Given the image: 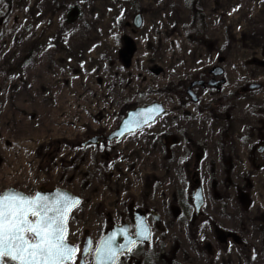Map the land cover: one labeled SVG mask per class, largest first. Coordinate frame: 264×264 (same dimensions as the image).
I'll return each instance as SVG.
<instances>
[{"label": "rangeland", "instance_id": "obj_1", "mask_svg": "<svg viewBox=\"0 0 264 264\" xmlns=\"http://www.w3.org/2000/svg\"><path fill=\"white\" fill-rule=\"evenodd\" d=\"M215 66L226 83L195 87L193 103L188 87ZM250 83L264 84V0H2L0 192L79 196L67 238L78 259L91 238L86 264L102 224L119 223L134 202L161 220L142 264H264V184L256 180L251 202L242 184L250 108L264 103ZM154 102L167 114L106 140L135 105Z\"/></svg>", "mask_w": 264, "mask_h": 264}, {"label": "snow or ice", "instance_id": "obj_2", "mask_svg": "<svg viewBox=\"0 0 264 264\" xmlns=\"http://www.w3.org/2000/svg\"><path fill=\"white\" fill-rule=\"evenodd\" d=\"M79 203L66 193L50 199L0 192V264H77L81 249L68 241L67 223ZM114 242V235L102 241L97 264L115 259Z\"/></svg>", "mask_w": 264, "mask_h": 264}, {"label": "water", "instance_id": "obj_3", "mask_svg": "<svg viewBox=\"0 0 264 264\" xmlns=\"http://www.w3.org/2000/svg\"><path fill=\"white\" fill-rule=\"evenodd\" d=\"M134 26L136 28H140L142 26L141 14H138L135 17ZM210 73L213 75V78L211 80H209L207 83H205L202 80H196V81L192 82L190 84V86L188 87L187 95L189 96V98L191 99V101L193 103L198 102V97L195 94V92L193 91V89L195 87H200L202 89L205 88L206 86L219 88V86L224 83V79L220 80V81L217 80L218 77H222V75L224 74V70L221 67H219V66L213 67L210 70ZM167 112L168 111L166 110L164 104L159 103V102H154V103H151V104L146 105V106H140V107H137L135 109H132L126 114L125 118L122 120V122L120 123L118 128L116 130L112 131L106 137V140L110 141V142L116 141V140L120 141L128 135L139 132V131L145 129L146 127L154 124L160 117L166 115ZM97 141H98V138H94L87 143H93L94 144ZM87 143H85L83 145L86 146ZM13 189L19 193L24 194L23 192L18 191L15 188H11L8 190H13ZM65 193L76 198V199H78L81 203V198L79 196H76L73 193H71L70 191L64 190V189H55L51 194H48V193H39V194L42 196H47L50 199H54L58 194H65ZM24 195H26V194H24ZM26 196H28V195H26ZM194 200H195L196 211H199L201 206H202V203H203L202 192H201L200 187H198L197 192L194 195ZM80 203L76 207H78L80 205ZM76 207H74L72 209V211ZM72 211H71V213H72ZM140 214H141L140 211H138V213H137V232H136L135 236H131L129 234L127 226H115L110 232H108L106 235H104L102 237L97 248L101 246L102 241H107V239L110 236L114 235L115 236V242L113 244V247L118 249L115 259L113 261L107 262V264H116L121 255L128 253L138 243H149L151 241L150 229H149L148 225L146 224L145 218L141 217ZM67 226H68V223H67ZM145 237H147V238H145ZM121 245L123 247H119ZM91 248H92V241L90 238H87L85 245L83 247V250H82L83 261L81 264H83L85 257L88 255V253H90ZM94 263L97 264L96 251L94 254Z\"/></svg>", "mask_w": 264, "mask_h": 264}, {"label": "flooded vegetation", "instance_id": "obj_4", "mask_svg": "<svg viewBox=\"0 0 264 264\" xmlns=\"http://www.w3.org/2000/svg\"><path fill=\"white\" fill-rule=\"evenodd\" d=\"M210 70H209V76H211V78L209 80H211L213 78V75L210 73ZM223 75H225V70H224ZM223 75H222V77H220L221 78L220 80H223L222 79V78H224ZM205 77H206V74H205ZM220 80H218V81H220ZM203 81L205 83L208 82L205 80H203ZM225 83H226V80L224 79V83L221 84L219 86V88L206 86L205 88H203V89L201 88V89L205 90L208 88V89H215V90L220 91L222 86ZM248 90H250V94H251V91H254V90L262 91V90H264V84L250 83ZM232 95H234V94H231L230 96H232ZM226 99L227 98H225L224 100H226ZM262 101H264V100H262ZM255 116L260 118L262 122L258 123V124H250V121H251L250 117L255 120ZM226 121L228 122L227 124H229V125L231 124L234 126V124H235V123H232L233 121H232L231 115L226 118ZM227 131L231 132V130H229V129ZM231 134H232V132H231ZM230 135H229V137H230ZM246 139H247L246 140V142H247L246 148H250V154L248 155V158L250 157V159H247V162L250 163V174L247 173L246 176H242V184L250 183V202H251V198H252V195H253V192L255 189L256 180L260 184H264V103L262 104V106L257 108L256 113L254 112L253 109L250 108ZM233 142H235V141H232L230 143L231 147H233ZM224 146H226V145L224 144ZM227 159H228L227 157H224V159L222 161L226 164ZM249 177H250V182H249ZM198 187L201 188V192H202L203 203H202V206L200 208V210H201L204 207L205 200L203 198L202 187L201 186H198ZM198 187H197V189H198ZM243 188L244 187H242L241 190H243ZM52 192L53 191H37L34 194H28V193H25V194L28 196H34V195L39 194V193L51 194ZM196 192H197V190H196ZM194 195L192 196V200H193V205H194L195 211H196ZM81 202H82V200H81ZM200 210L196 211V213L198 214L200 212ZM138 211H140L141 217L145 218L146 224L148 225L150 232H151V241H152V226L157 227L158 224H161V220L158 217L157 213L153 210L152 207L148 208V207H145L142 205L138 206L136 204V202L132 203L130 207L126 208V210L123 213L122 220H120L119 223H112L111 222V223L106 224L105 226H104V224H102L101 228L106 227L104 235H106L108 232H110L115 226H127L129 234L131 236H135L136 232H137V213H138ZM188 211H189V213L186 215L187 218H189L190 213H191V210L189 208H188ZM187 218H185V220ZM68 223H69V221H68ZM67 228H68V226H67ZM102 237L100 238V240L102 239ZM87 238H90V237H87ZM87 238H86V240H87ZM100 240H99V242H100ZM151 241L149 243H138L128 253L121 255L116 264H124L125 262H127V264H142L147 257L145 251L142 252V250L145 249V247H147L151 243ZM88 254H90V253H88ZM137 255L140 257L139 259L135 258ZM87 256L85 257L83 264H86ZM82 261H83V259H82V254H81V257L79 259H77V264H81ZM93 261H94V255H93Z\"/></svg>", "mask_w": 264, "mask_h": 264}, {"label": "trees", "instance_id": "obj_5", "mask_svg": "<svg viewBox=\"0 0 264 264\" xmlns=\"http://www.w3.org/2000/svg\"><path fill=\"white\" fill-rule=\"evenodd\" d=\"M0 1H2V0H0ZM197 16H198V14H196ZM196 17V16H195ZM198 18V20L199 21H201L202 19H203V17H197ZM202 76V75H201ZM200 76V77H201ZM205 78V77H204ZM201 79H203V76H202V78ZM200 78H198V80H201ZM138 106L137 105H135L134 106V108H137ZM42 149H41V151H39V157L41 158V164H42V167H44V168H46V169H48L50 166H49V163H47L48 161H49V158H47V156H44V155H42L44 152H43V147H41ZM49 155V154H48ZM51 155V154H50ZM46 157V158H45ZM68 165V164H67ZM67 165L65 166V168H67ZM72 167H73V163H71L70 164ZM189 213V211H188V209H184V212H183V216L182 217H185L187 214Z\"/></svg>", "mask_w": 264, "mask_h": 264}]
</instances>
